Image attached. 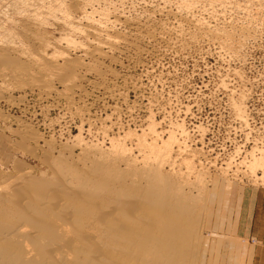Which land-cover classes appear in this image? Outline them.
<instances>
[{"label":"rangeland","instance_id":"obj_1","mask_svg":"<svg viewBox=\"0 0 264 264\" xmlns=\"http://www.w3.org/2000/svg\"><path fill=\"white\" fill-rule=\"evenodd\" d=\"M55 49L76 63L77 90L65 92L69 101L39 97L32 88L36 79L42 82L26 76L33 59L50 61ZM8 55L17 67L4 63ZM0 57V74L7 72L6 79L0 75L2 191L14 188L22 175L52 182L56 168L50 160L63 150L61 144L71 145L67 139L76 135L80 120H90L92 128L84 127L90 134L82 135L90 145L102 142L100 131L110 124L109 136L121 129L139 134L148 115L156 132H176L180 125L184 130L185 136L173 131L183 150L172 155L174 170L187 175L191 162L205 172L206 198L200 208L190 205V216H199L194 264L202 263L217 188L236 183L264 190L260 173L245 167L252 153L264 149V0H0ZM49 84V90L61 91L56 80ZM24 127H30L27 135ZM70 151L73 159L66 160L79 167L80 150L68 147L63 156L69 158Z\"/></svg>","mask_w":264,"mask_h":264},{"label":"bare ground","instance_id":"obj_2","mask_svg":"<svg viewBox=\"0 0 264 264\" xmlns=\"http://www.w3.org/2000/svg\"><path fill=\"white\" fill-rule=\"evenodd\" d=\"M66 43L69 46L70 43ZM64 51L57 49L56 55L53 54L55 57L50 56L52 58L49 57L47 62L32 58L35 60L33 67L26 69V76H33L32 81L35 77L42 82L40 85L36 79V85L27 83L36 87L32 89L38 91L39 97L53 98L54 94L58 99L69 101L65 92L71 91L70 96L77 90L76 63L70 61ZM3 58L5 64L17 67L18 63L9 55ZM6 73L4 69L2 79ZM20 77L24 76L20 74ZM53 80L59 83L61 91L49 90V82ZM23 99L20 97L19 101L23 102ZM18 106L22 104L18 103ZM235 109L241 118L242 107L238 105ZM148 116L147 127L139 129V134L121 129L109 136L110 124L102 126V142L90 145L82 136L85 132L90 134V128L84 129L90 120H80L76 135L67 139L71 145H60L64 146L63 152L68 147L80 150L76 156L79 167L66 160L73 159L71 151L69 158L60 151L52 159L49 158L52 155H48L50 164L56 168L52 182L22 175L14 188L5 186L8 191H2L0 185V264H194L199 216H190V205L198 206L206 198L202 186L205 185V172L195 170L191 162L186 163L187 175L176 172L172 155L183 150H180L179 142L176 143L175 130L164 132L167 136L163 139V132L155 131L153 116ZM180 126L178 131L185 136ZM29 128L24 127V135ZM52 139L50 137L49 141ZM127 141H135V144L130 142L129 147ZM135 149L136 155L133 154ZM118 164L123 167L119 168ZM245 167L253 175L260 173L256 177L264 180V149L258 156L252 153ZM164 168H168L165 173ZM189 174H193L190 176L194 177L192 182L187 180ZM195 188L197 191L193 194L191 191Z\"/></svg>","mask_w":264,"mask_h":264},{"label":"crops","instance_id":"obj_3","mask_svg":"<svg viewBox=\"0 0 264 264\" xmlns=\"http://www.w3.org/2000/svg\"><path fill=\"white\" fill-rule=\"evenodd\" d=\"M201 264H264V190L222 183L211 197Z\"/></svg>","mask_w":264,"mask_h":264}]
</instances>
